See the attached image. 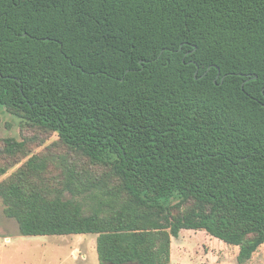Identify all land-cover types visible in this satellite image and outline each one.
Instances as JSON below:
<instances>
[{"label": "trees", "instance_id": "16d2710c", "mask_svg": "<svg viewBox=\"0 0 264 264\" xmlns=\"http://www.w3.org/2000/svg\"><path fill=\"white\" fill-rule=\"evenodd\" d=\"M3 114L33 133L0 147L23 236H97L100 264L264 245V0H0Z\"/></svg>", "mask_w": 264, "mask_h": 264}, {"label": "rangeland", "instance_id": "374dc122", "mask_svg": "<svg viewBox=\"0 0 264 264\" xmlns=\"http://www.w3.org/2000/svg\"><path fill=\"white\" fill-rule=\"evenodd\" d=\"M22 129L20 120L3 114L0 122V147L3 146V139L13 138L22 142L26 136L33 135ZM36 135L39 139L29 145L30 157L48 150L57 152L52 147L58 140L56 134L45 137L36 132ZM30 157L23 159L8 175ZM66 197L71 198V195L66 194ZM238 256V247L229 246L203 231L186 230L180 233L179 238L172 239L170 264H264V245L246 263H240ZM0 264H100L97 236H23L17 222L5 216L0 200Z\"/></svg>", "mask_w": 264, "mask_h": 264}]
</instances>
